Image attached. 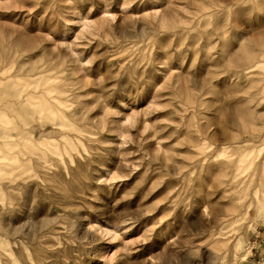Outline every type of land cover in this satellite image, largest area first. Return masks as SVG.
<instances>
[{"label":"rangeland","instance_id":"1","mask_svg":"<svg viewBox=\"0 0 264 264\" xmlns=\"http://www.w3.org/2000/svg\"><path fill=\"white\" fill-rule=\"evenodd\" d=\"M263 164L264 0H0V264H264Z\"/></svg>","mask_w":264,"mask_h":264},{"label":"bare ground","instance_id":"2","mask_svg":"<svg viewBox=\"0 0 264 264\" xmlns=\"http://www.w3.org/2000/svg\"><path fill=\"white\" fill-rule=\"evenodd\" d=\"M21 91H17V92H14L13 93V95H12V97L16 100V101H18V105H20L21 103H22V100H20L19 98H21L22 97V95H21ZM23 104V103H22ZM34 108H32V109H30V108H27V109H25V110H23L24 111V115L25 116H27V115H34L36 112L33 110ZM51 120H53V119H51ZM57 121H59L58 119H57ZM56 127L61 131V130H63V125L62 124H56ZM5 138L6 139H12L13 138V135L12 134H10V133H8L6 136H5ZM264 166V164L261 166V168ZM262 171L264 172V168H262Z\"/></svg>","mask_w":264,"mask_h":264}]
</instances>
